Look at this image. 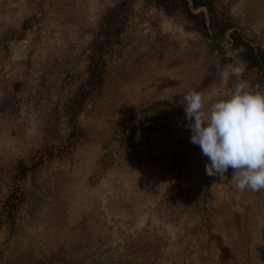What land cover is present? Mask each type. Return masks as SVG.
Wrapping results in <instances>:
<instances>
[{"label": "rangeland", "instance_id": "1", "mask_svg": "<svg viewBox=\"0 0 264 264\" xmlns=\"http://www.w3.org/2000/svg\"><path fill=\"white\" fill-rule=\"evenodd\" d=\"M212 4L264 50V0ZM241 62L153 0H0V264H264V190L206 174L178 103Z\"/></svg>", "mask_w": 264, "mask_h": 264}, {"label": "clouds", "instance_id": "2", "mask_svg": "<svg viewBox=\"0 0 264 264\" xmlns=\"http://www.w3.org/2000/svg\"><path fill=\"white\" fill-rule=\"evenodd\" d=\"M245 71L242 62L227 64L219 76L226 86L235 78L230 88L177 94L182 95L178 103L184 107L190 142L207 157L206 174L224 180L231 168V187L256 193L264 190V91L253 89L244 79ZM26 131L36 135L39 129L32 126Z\"/></svg>", "mask_w": 264, "mask_h": 264}, {"label": "trees", "instance_id": "3", "mask_svg": "<svg viewBox=\"0 0 264 264\" xmlns=\"http://www.w3.org/2000/svg\"><path fill=\"white\" fill-rule=\"evenodd\" d=\"M153 3L164 10H179L198 27L202 36L210 38L216 47L228 44L246 68L255 70L264 80V50L254 48L232 21L213 6L212 0H153Z\"/></svg>", "mask_w": 264, "mask_h": 264}]
</instances>
